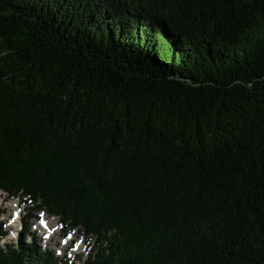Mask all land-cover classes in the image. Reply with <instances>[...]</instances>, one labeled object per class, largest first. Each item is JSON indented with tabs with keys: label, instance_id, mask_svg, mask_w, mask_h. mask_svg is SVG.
<instances>
[{
	"label": "trees",
	"instance_id": "obj_1",
	"mask_svg": "<svg viewBox=\"0 0 264 264\" xmlns=\"http://www.w3.org/2000/svg\"><path fill=\"white\" fill-rule=\"evenodd\" d=\"M0 192L82 264H264V0H0ZM28 224L0 264H73Z\"/></svg>",
	"mask_w": 264,
	"mask_h": 264
},
{
	"label": "rangeland",
	"instance_id": "obj_2",
	"mask_svg": "<svg viewBox=\"0 0 264 264\" xmlns=\"http://www.w3.org/2000/svg\"><path fill=\"white\" fill-rule=\"evenodd\" d=\"M31 209L33 206L23 199L6 198L5 194L0 193V222L7 231L0 243L15 244L24 220L29 223V233L37 238L42 250H51L54 256L69 263L82 264L91 252L95 237H86L78 229L64 232L58 218ZM44 223L45 227H41ZM30 239L31 236L27 240Z\"/></svg>",
	"mask_w": 264,
	"mask_h": 264
},
{
	"label": "bare ground",
	"instance_id": "obj_3",
	"mask_svg": "<svg viewBox=\"0 0 264 264\" xmlns=\"http://www.w3.org/2000/svg\"><path fill=\"white\" fill-rule=\"evenodd\" d=\"M47 229V228H46Z\"/></svg>",
	"mask_w": 264,
	"mask_h": 264
}]
</instances>
